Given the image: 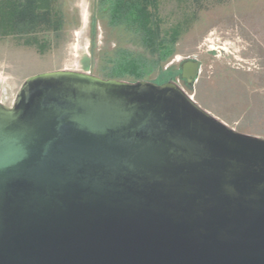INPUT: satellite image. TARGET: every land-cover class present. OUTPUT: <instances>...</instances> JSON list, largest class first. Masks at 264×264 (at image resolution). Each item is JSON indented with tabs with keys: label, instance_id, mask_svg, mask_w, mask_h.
Wrapping results in <instances>:
<instances>
[{
	"label": "water",
	"instance_id": "water-1",
	"mask_svg": "<svg viewBox=\"0 0 264 264\" xmlns=\"http://www.w3.org/2000/svg\"><path fill=\"white\" fill-rule=\"evenodd\" d=\"M0 264H264V139L174 78L32 76L0 103Z\"/></svg>",
	"mask_w": 264,
	"mask_h": 264
},
{
	"label": "rangeland",
	"instance_id": "rangeland-1",
	"mask_svg": "<svg viewBox=\"0 0 264 264\" xmlns=\"http://www.w3.org/2000/svg\"><path fill=\"white\" fill-rule=\"evenodd\" d=\"M63 16L57 33L33 39L0 37V103L13 105L24 81L66 70L103 78L117 50L142 54L123 28H110L97 0H56ZM161 30L180 25L174 54L144 81L171 78L203 110L238 133L264 139V0H159ZM200 67L181 82L182 65ZM104 79V78H103Z\"/></svg>",
	"mask_w": 264,
	"mask_h": 264
},
{
	"label": "trees",
	"instance_id": "trees-1",
	"mask_svg": "<svg viewBox=\"0 0 264 264\" xmlns=\"http://www.w3.org/2000/svg\"><path fill=\"white\" fill-rule=\"evenodd\" d=\"M56 0H0V37L30 38L40 33H57L63 16L55 10ZM110 28H123L138 42L142 54L117 50L104 79L144 81L174 54L180 25L166 33L158 16L159 0H97Z\"/></svg>",
	"mask_w": 264,
	"mask_h": 264
},
{
	"label": "flooded vegetation",
	"instance_id": "flooded-vegetation-1",
	"mask_svg": "<svg viewBox=\"0 0 264 264\" xmlns=\"http://www.w3.org/2000/svg\"><path fill=\"white\" fill-rule=\"evenodd\" d=\"M187 62H189V61H186L185 64H186ZM183 65H184V64H183ZM183 65H182V68H183ZM199 67H200V65H199V63H198L197 74H198ZM191 73H192V70H191V69H188L187 74L190 75ZM181 82L183 83V85H185V83H186L187 81H186L185 79H182V78H181ZM187 83H188V82H187ZM179 86H180V85H179Z\"/></svg>",
	"mask_w": 264,
	"mask_h": 264
},
{
	"label": "built area",
	"instance_id": "built-area-1",
	"mask_svg": "<svg viewBox=\"0 0 264 264\" xmlns=\"http://www.w3.org/2000/svg\"><path fill=\"white\" fill-rule=\"evenodd\" d=\"M178 84V82H176ZM179 85V84H178Z\"/></svg>",
	"mask_w": 264,
	"mask_h": 264
}]
</instances>
